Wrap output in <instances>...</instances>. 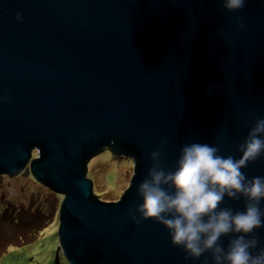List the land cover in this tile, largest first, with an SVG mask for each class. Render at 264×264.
I'll list each match as a JSON object with an SVG mask.
<instances>
[{
    "label": "water",
    "instance_id": "water-1",
    "mask_svg": "<svg viewBox=\"0 0 264 264\" xmlns=\"http://www.w3.org/2000/svg\"><path fill=\"white\" fill-rule=\"evenodd\" d=\"M0 96L11 98L0 103V173L29 164L62 195L68 264H202L127 208L141 202L136 189L162 139L168 167L191 142L239 158L236 145L264 118V0L236 12L219 0H0ZM104 148L134 157L115 201L99 199L86 176ZM242 171L264 176V158Z\"/></svg>",
    "mask_w": 264,
    "mask_h": 264
},
{
    "label": "clouds",
    "instance_id": "clouds-1",
    "mask_svg": "<svg viewBox=\"0 0 264 264\" xmlns=\"http://www.w3.org/2000/svg\"><path fill=\"white\" fill-rule=\"evenodd\" d=\"M228 12L244 9L247 0H219ZM17 21L22 20L20 13ZM243 29L245 24L238 22ZM0 96V103L10 101ZM243 127H248L247 122ZM160 140L149 153L147 175L136 189L141 202L127 208L139 225L152 219L168 231L171 244L185 260L202 264H264V176L248 177L242 169L264 158V118H256L243 141L236 145L239 158L220 154L219 144L184 143L172 167L164 164ZM225 198L243 201L242 209L221 207ZM222 237H228L227 244Z\"/></svg>",
    "mask_w": 264,
    "mask_h": 264
},
{
    "label": "rangeland",
    "instance_id": "rangeland-1",
    "mask_svg": "<svg viewBox=\"0 0 264 264\" xmlns=\"http://www.w3.org/2000/svg\"><path fill=\"white\" fill-rule=\"evenodd\" d=\"M133 172L134 157L110 148L86 162L92 191L104 201L118 200ZM61 198L34 178L29 164L12 176L0 173V264H68L58 236Z\"/></svg>",
    "mask_w": 264,
    "mask_h": 264
},
{
    "label": "trees",
    "instance_id": "trees-1",
    "mask_svg": "<svg viewBox=\"0 0 264 264\" xmlns=\"http://www.w3.org/2000/svg\"><path fill=\"white\" fill-rule=\"evenodd\" d=\"M4 174V173H3ZM6 175V174H5ZM51 212V211H50ZM0 242H1V238H0Z\"/></svg>",
    "mask_w": 264,
    "mask_h": 264
}]
</instances>
